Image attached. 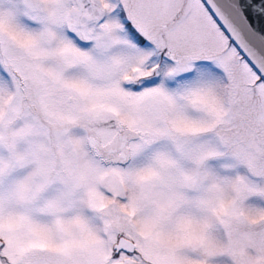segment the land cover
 <instances>
[{
    "label": "snow or ice",
    "instance_id": "obj_1",
    "mask_svg": "<svg viewBox=\"0 0 264 264\" xmlns=\"http://www.w3.org/2000/svg\"><path fill=\"white\" fill-rule=\"evenodd\" d=\"M0 264H264V0H0Z\"/></svg>",
    "mask_w": 264,
    "mask_h": 264
}]
</instances>
